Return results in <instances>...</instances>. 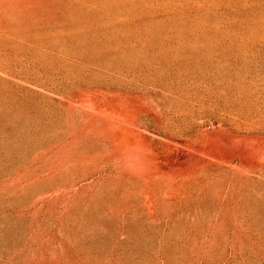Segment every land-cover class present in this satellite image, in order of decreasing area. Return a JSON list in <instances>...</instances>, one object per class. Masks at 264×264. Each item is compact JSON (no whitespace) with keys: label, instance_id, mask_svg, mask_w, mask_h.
Segmentation results:
<instances>
[{"label":"rangeland","instance_id":"rangeland-1","mask_svg":"<svg viewBox=\"0 0 264 264\" xmlns=\"http://www.w3.org/2000/svg\"><path fill=\"white\" fill-rule=\"evenodd\" d=\"M0 264H264V0H0Z\"/></svg>","mask_w":264,"mask_h":264}]
</instances>
